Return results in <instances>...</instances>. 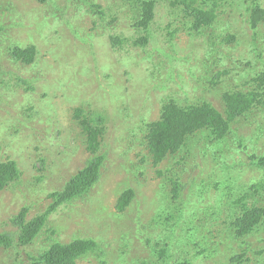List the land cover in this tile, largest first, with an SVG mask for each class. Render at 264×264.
Segmentation results:
<instances>
[{
    "label": "rangeland",
    "instance_id": "374dc122",
    "mask_svg": "<svg viewBox=\"0 0 264 264\" xmlns=\"http://www.w3.org/2000/svg\"><path fill=\"white\" fill-rule=\"evenodd\" d=\"M173 1H159L156 19L149 28L151 39L141 47L135 42L148 32L134 27L142 15L137 5L130 7L129 0H51L46 5L37 0H0V162L15 160L23 175L21 182L0 192V233L15 230L9 221L24 206L35 215L46 211L51 195L63 190L93 157L75 109L100 112L107 126L100 151L104 166L90 196L93 201L74 202L68 210L59 208L31 246L0 252V264H35L52 244L78 238H91L100 244L98 252L79 264H165L177 260L230 264L234 255L217 257L215 247L207 242L219 243L218 252L232 245L234 252L246 253L247 264H264V228L240 240L224 229L234 221L230 215L242 208L235 200L248 194L252 204L253 191L248 188L264 180V167L248 160L252 153L264 157V113L244 117L234 125L236 135L225 142L224 157L201 137L194 157L181 165L174 159L155 165L146 130L134 123L140 118L149 123L159 120L163 104L175 97H180L183 105L201 101L195 95L203 94L200 87L195 92L189 85H193L195 75L206 71H202L205 49L197 47L199 40L185 25L173 38L176 27H168L175 15L170 5ZM249 3H198L219 15L200 33L201 41L211 38L213 43L202 42L215 54L207 79L212 90L203 96L222 112L225 91L242 88L248 77L264 75V24L253 30L251 13L246 11ZM260 3L264 9V0ZM176 22L181 25V21ZM255 38H259L257 46L252 45ZM32 45L38 50L33 64L16 59L15 48ZM182 62L188 67L183 68ZM193 67L196 74L191 76ZM219 75L226 76L218 81ZM232 149L237 151L231 153ZM206 156L212 163L213 156L218 163H237L233 168L211 166V162L207 166ZM172 172L175 184L169 180ZM234 176L240 178L237 189L229 186ZM174 186L192 189L191 199L195 200L186 202L187 206H203L202 214L210 212L207 198L192 194L208 188L205 191L214 194L209 199L211 205L226 214H220L216 226L203 229L201 224V234L187 242L188 235L173 219L175 208L170 204ZM127 189L135 192V200L119 214L118 199ZM92 217L96 223L93 229L74 235ZM166 227L170 228L167 235Z\"/></svg>",
    "mask_w": 264,
    "mask_h": 264
},
{
    "label": "trees",
    "instance_id": "16d2710c",
    "mask_svg": "<svg viewBox=\"0 0 264 264\" xmlns=\"http://www.w3.org/2000/svg\"><path fill=\"white\" fill-rule=\"evenodd\" d=\"M37 1L46 5V3L51 0ZM159 1L160 0H129L130 7L134 8L137 5L138 13L142 15L141 19L137 21L134 27L139 31L143 30L146 33L148 32L147 36H143L135 42L136 46H146L150 41L151 33H149V28L156 19ZM167 1L170 3V0ZM199 1L200 0L173 1L170 5L174 8L175 15L168 27H176L174 32L171 33L173 34V38L182 31L183 25L189 27L191 30L190 35L199 40L197 47L205 49L204 58L202 60V62H204L202 71H206L202 74L199 72L201 75L196 77L194 71L195 67H193L190 74L191 76L195 75L193 79L194 83L193 85H189L195 92H197L198 87H200L204 94L212 90L207 84V79L211 76L215 64V54L210 47L204 46V43H213L211 38L202 40L203 43L201 41L202 34L200 32L203 27H209L216 22L219 15L215 13L214 9L206 10L204 6L198 5ZM243 2L245 3V1ZM249 2V7L246 11H250L251 13V25L253 30H257L261 24H264V9L260 0H249ZM220 4L221 3H219L218 6ZM91 7H93V5H91ZM214 7L216 6L214 5ZM244 7L246 8V6ZM177 20L181 21L180 26H178ZM231 37L233 40L236 38L235 35ZM258 40L259 38L256 39L252 45L257 46ZM263 44L264 41H262L261 46ZM37 53L38 50L35 45L26 49H14V56L16 59L26 64H33ZM182 67L187 68L188 64L182 62ZM238 74L245 75L244 72H238ZM225 76L226 75L223 77ZM223 77L219 75L216 79L220 81ZM239 77L242 78L241 76ZM248 78L250 79L249 82H246L242 88L229 89L223 93L225 104L224 112L214 107L211 102L206 100L203 94L195 93V95L200 98V103L183 105L181 104L180 97H175V99L172 98V101L163 105L159 120L150 123L146 122L143 118H140L138 121L136 120L134 123L139 125L142 130H146L148 147L153 157V163L159 166L164 160L169 159L176 160L179 165H181L183 161L184 163L187 162L194 157L195 147L201 145L198 141L201 137L207 139L211 143L207 145L210 148H224L226 146L225 142L227 137L230 134V137L236 135L235 129L233 128L234 123L237 124L242 118L255 115L257 112L264 113V75L254 79L251 77ZM118 112L122 114L120 109ZM75 118L80 123L82 130L87 134L88 148L93 152V154L91 153L93 157L88 160L84 169L64 186L63 190L51 195L52 203L46 211L35 215L30 213L31 209L28 206H24L17 215L10 219L9 226L15 230L0 233V252L31 246L35 240L42 235L50 217L57 212L59 208L68 210L73 206L74 202L85 201L91 203L93 201V199H90V196L92 190L101 178V168L104 166L105 157L100 154V151L102 140L107 134V126L105 125L106 119L100 115V112L93 114L81 107L75 109ZM124 118L127 121L130 120V117L127 115ZM244 147L245 145H241V148ZM203 159L205 160L206 158ZM250 160L253 164L264 167V157L253 154L250 156ZM167 171L171 172V169L168 168ZM182 172L183 170H181L180 173L182 174ZM243 174L245 173L243 172ZM22 176V171L15 160H8L6 162L1 161L0 192L7 189L12 184L21 182ZM173 179H175V173L172 172L169 176V180L171 183L175 184ZM239 181L240 178L234 176L230 181V188L237 189L236 187ZM242 184L243 183L239 186L240 190L243 188ZM247 184L248 183H245V185ZM185 187L183 189H185ZM174 188V190H171L174 195L170 204L171 208H175V217L173 219L178 222L179 229L184 231L182 233L188 235L186 237L187 242L193 236L201 234V228L204 229L207 226L213 227L220 222L222 218L220 214L225 212L218 211L214 209L213 206L208 205L210 212L207 210L206 214H202L203 206H187L195 200L191 199V189L186 187L184 193H188L184 194L182 193L183 189L180 190L177 186H174ZM248 190L253 191V203H248V194L241 195L239 201L235 200L242 208L236 211V213L233 212L238 214V216L232 218L234 221H232L231 226L228 225L227 228H224L227 233L229 232L233 238L238 240L254 236L258 231L264 228V182L253 183L249 186ZM122 193L123 194L118 199L119 202L117 207L119 214L125 213L135 200V192L131 189H127ZM201 195L202 194H192V196L195 197H200ZM209 195L212 196L211 191H209ZM162 208V206H159L158 210L161 211ZM69 211L72 213L74 212L72 209ZM76 213H78V211ZM101 216H103V221H105L106 216L104 213ZM94 220L95 218L92 217L89 221H86L81 228L77 230L78 233L74 235L86 234L87 231L93 229V226L96 224ZM201 224L203 225L199 228ZM169 229L168 227L165 228L164 233L166 235ZM171 231L175 232L173 230ZM176 239L178 241L177 237ZM226 239H228V237ZM207 243H209L211 247H215L217 257L234 255L229 258L230 264H247L245 261L246 253L240 254L234 252L232 245L226 247V251L218 252L221 248L219 243L214 245L210 242ZM99 248L100 244L91 238H78L70 243L58 242L52 244L47 251L36 259L35 264H79L80 261L98 252ZM165 264L191 263L189 261L177 260L166 262Z\"/></svg>",
    "mask_w": 264,
    "mask_h": 264
},
{
    "label": "clouds",
    "instance_id": "9594fccd",
    "mask_svg": "<svg viewBox=\"0 0 264 264\" xmlns=\"http://www.w3.org/2000/svg\"><path fill=\"white\" fill-rule=\"evenodd\" d=\"M39 3H40V2H39ZM41 4H42V3H41ZM20 62H22V61H20ZM140 98H141V97H140ZM145 99H146V98H145ZM139 102H140V99H139ZM139 102H138V104H139ZM165 103H169V102H165ZM165 103H164V104H165ZM150 104H151V103H150ZM164 104H163V105H164ZM162 108H163V107H162ZM234 125H235V123H234ZM234 125H233V128H234ZM230 135H231V134H230ZM230 135L227 137V140H228V138L230 137ZM227 140H226V141H227ZM239 146L241 147V145H239ZM225 147H226V146H225ZM219 150H221V151H219ZM217 151H219V153L222 155V157H224V155L222 154V148H217ZM232 151H237V150L232 149V150H231V153H232ZM253 154H255V153L248 154V160H250V156L253 155ZM255 155H257V154H255ZM214 156H215V155H214ZM214 156H213V163H214V166H215V167H216L217 165H220V164H223V165H229L230 167H232L235 163H237V162H230L229 160H226V161H224V162L218 163V162H217V159H218V158H217V157L215 158ZM257 156H259V155H257ZM207 157H208V156H206V159H205V160L203 159L204 162L206 163L207 166H209L208 163L211 162V166H213L212 161H206L207 159H210V158H207ZM259 157H263V156H259ZM214 158H215L216 160H215ZM250 162H251V160H250ZM251 164H252V165H255V166H258V165H256V164H253L252 162H251ZM205 167H206V166H205ZM186 170H187V173H189V171H188L187 168H186ZM262 182H264V180H263ZM257 183H260V182H257ZM186 187H187V186H186ZM205 190H206V189H204V187H202L201 189H199V194H202V195L200 196V198L206 197V198H207L206 200H207V202H208V205L210 206L211 203L209 202V199H212V198L214 197V194L212 193V196H210L209 193H207ZM191 191H192V189H191ZM184 194H186V193H184ZM216 196H217L218 199L220 198V195H219V196L216 195ZM216 200H217V199H215V203H216ZM221 200H224V201H225L226 199H221ZM211 206H212V205H211ZM236 211H238V210H236ZM236 211H234V212L236 213ZM235 213L231 214V215H230V218H234L233 215H234Z\"/></svg>",
    "mask_w": 264,
    "mask_h": 264
},
{
    "label": "water",
    "instance_id": "95a60500",
    "mask_svg": "<svg viewBox=\"0 0 264 264\" xmlns=\"http://www.w3.org/2000/svg\"><path fill=\"white\" fill-rule=\"evenodd\" d=\"M237 216H238V214H234V215H233V217H237Z\"/></svg>",
    "mask_w": 264,
    "mask_h": 264
}]
</instances>
